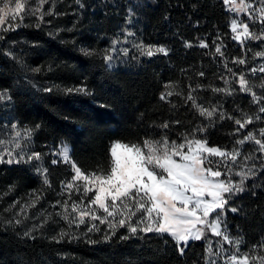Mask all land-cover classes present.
<instances>
[{
    "label": "trees",
    "instance_id": "obj_1",
    "mask_svg": "<svg viewBox=\"0 0 264 264\" xmlns=\"http://www.w3.org/2000/svg\"><path fill=\"white\" fill-rule=\"evenodd\" d=\"M52 1L56 15L45 16L39 27L37 19L29 17L15 31H0L3 37L0 91L11 97V113L19 123L29 127L41 125L33 135L34 151L42 152L63 141L70 145L71 156L82 170L98 172L108 167L109 149L114 141L142 143L144 138L159 139L167 135L179 142L182 134L198 126L207 127L206 135L198 138L228 150L248 132L259 138L264 114L261 120L236 135L238 126L233 119L220 120L217 115L209 121L199 116L190 103H185L191 87L196 89L194 95L205 107L217 105L227 115L242 119L241 113L253 116L258 113L259 106L252 102L251 94L239 92L238 78L245 74L256 94L264 96L260 87L264 84V73L259 71L264 57L255 55L264 52V42L249 40L242 47L232 39L233 13L226 10L223 0ZM249 26L250 31L260 34L259 22H251ZM128 27L144 43L163 45L168 54L148 58L131 50L129 56L116 57L108 67L102 46L115 37L117 29L122 32ZM201 39L208 48L199 47ZM184 41H190L193 46L186 48ZM214 42L222 45L228 68L235 77L224 67L225 59L215 53ZM82 45L95 49L97 54L85 57ZM132 56L137 59L133 60ZM233 57L245 58L247 63L234 64ZM253 68L257 69L255 74ZM201 72L203 76L199 75ZM225 78L236 89L235 94L213 91L226 87ZM168 81L174 85L170 90L179 95L165 102L159 97ZM81 86L87 88V94L66 92L68 88ZM44 88L54 90L45 92ZM165 122L171 127H159ZM257 147L254 142L245 144L240 159L256 153ZM49 161L46 167L50 188L43 186L42 177L23 165L0 166V264H203L205 240L190 242L184 255H180L166 234H141L121 240V236L127 235V229L123 228L106 240V225H99L100 231L87 234L83 225L79 230L68 229L55 215L59 208L52 203L58 199L56 193L61 190V181L69 180L72 173L68 165H51ZM252 163L259 167L261 161H250L249 165ZM9 186H14V191L8 192ZM246 187L247 192L230 201V206L241 211L227 212L226 220L230 233L243 237L244 245L251 247L264 237V172L247 181ZM34 189L41 190L43 195L39 209L44 207L47 211L38 212L40 217L34 225L42 223L49 214L52 218L43 229L25 237L21 225L7 223L13 217L4 209L9 207L14 195H26ZM253 190L256 196L251 195ZM33 214L32 210L30 215ZM61 229L72 231L73 236L57 243L52 237Z\"/></svg>",
    "mask_w": 264,
    "mask_h": 264
},
{
    "label": "snow or ice",
    "instance_id": "obj_2",
    "mask_svg": "<svg viewBox=\"0 0 264 264\" xmlns=\"http://www.w3.org/2000/svg\"><path fill=\"white\" fill-rule=\"evenodd\" d=\"M32 3L33 0H0V31H15L29 17H35L39 27L45 22V16L56 15L53 8L44 11V6L51 3V0H36V6L30 7ZM223 4L227 11L236 14L237 17L244 13L249 21L261 24L262 30L257 35L250 31L249 23L233 18L230 29L234 41L240 43L242 47L244 42L249 40L264 42V0H261L259 8L246 3L245 0H239V3L237 0H223ZM9 18L13 23L4 27ZM128 23H131L130 16ZM123 36V42L127 43L128 38L135 36V33L125 29ZM2 38L0 36V39ZM217 40H220L219 35ZM120 44V40H113L112 46L105 51L103 59L108 67L112 66L116 58L114 54L119 53L124 57L130 55L129 48L118 47ZM184 46L190 48L193 45L190 41H184ZM133 47L140 57L151 58L157 54H168V49L163 45L146 44L142 40ZM199 47L208 48L209 45L201 39ZM81 52L85 57L97 54L92 48H82ZM215 53L225 59L224 67L235 77L232 69L228 68L227 58L224 57L220 43H215ZM8 54L16 59L14 54ZM255 55L264 57V52H257ZM132 59L135 60L137 57L132 56ZM232 62L244 65L247 60L233 57ZM251 71L255 74L257 69L253 68ZM259 71L264 73V65ZM199 75L203 76L204 73L201 72ZM238 84L239 92L251 94L252 102L259 106L258 113L254 116L241 113L242 119L227 115L217 105L205 107L194 95L196 89L191 87L185 103H190L199 116L209 121L217 115L220 120L233 119L238 126L235 129V134L238 135L249 124L261 120V114H264V96L256 94L254 85L249 83L245 74H240ZM225 85V88H217L213 91L223 92L226 95L235 94L236 89L231 87L227 78ZM163 87L165 90L161 91L159 97L161 101L169 102V97L179 95L170 90L174 88L171 81L165 82ZM260 87L264 89V84ZM43 90L52 92L54 89ZM87 91L83 86L66 89L68 94L73 92L87 94ZM10 99L11 97L6 93H0V101ZM40 127L41 125L36 124L34 127L21 129L18 123H12L9 138L0 139V164L28 165L42 177L43 186L48 188L52 185L49 168L44 166L45 156L52 157L51 165L58 163L70 165L71 179L67 182L61 181V192L67 191L68 198L62 204L57 200L53 205L62 209L55 215L67 224L68 229L79 230L83 225L87 234L100 231L99 225H106V240L111 239L119 229L123 228L127 229V235L121 236V240H128L141 234L154 233L158 236L166 234L174 242L180 255H184L190 242L205 240L207 243L203 264H264V237H261L257 244H253L247 252L241 253L240 249L245 241L243 237L231 235L226 220L227 212L241 211L238 207L230 206V201L239 194L247 192L246 182L257 177L258 173L264 172V128L259 130V138L253 132H248L242 139L236 140L235 146L230 151L220 146H210L207 139L198 138L200 135H206V126H198L191 132L182 134L179 142L170 140L167 135L159 139L144 138L142 143L114 141L109 149L108 167L101 168L98 172L96 170L85 172L72 158L71 147L67 143L54 146L47 154L32 150V137ZM159 127L168 129L171 125L165 122ZM250 142L258 146L256 153L260 155L250 153L241 160L243 146ZM257 159L261 161L259 167L255 163L249 165L250 161ZM255 187L259 185H254ZM12 191L14 186H9L8 192ZM73 191L79 196L78 202L72 199ZM251 195L256 196V192L253 190ZM28 197L30 203L21 204L16 200L4 209V212L13 213V218L7 221L9 225H22L29 219L27 211L35 208L43 199L41 190L37 189L29 193ZM18 206L20 210L15 211ZM51 218L52 214H49L42 223L33 225L23 235L32 236L37 229H43ZM208 233L218 239L213 240ZM72 236V231L61 229L52 239L58 243ZM225 244L232 250L225 248Z\"/></svg>",
    "mask_w": 264,
    "mask_h": 264
},
{
    "label": "rangeland",
    "instance_id": "obj_3",
    "mask_svg": "<svg viewBox=\"0 0 264 264\" xmlns=\"http://www.w3.org/2000/svg\"><path fill=\"white\" fill-rule=\"evenodd\" d=\"M245 2H246V3H249V4H252L255 8H259V7L261 6V0H245ZM237 3H239V0H237ZM29 6H30V7H35V6H36V0H33V3H32L31 5H29ZM49 8H53V10H54V4H53V1H52V0H51V3H48V4H46V5L44 6V11L47 12V10H48ZM233 18H238V19L243 20V21H245V22H247V23H251V22H252V21H249V20H248L247 15L244 14V13H241L239 17H237L236 14L233 13V17H232V19H233ZM12 23H13L12 20L9 18V19L5 22L4 27H7L9 24H12ZM125 29H127L128 31H131V32L135 33L134 29L131 28V27H128V28H125ZM125 29H123L122 32L120 31V29H117L116 34H115V37H113V39H112L108 44H105V45L102 46V54H103V55H104L105 51L108 50V49L112 46V41H113V40H117V39L121 41V44L118 45V47H128L129 50H130V52H131V50H132V51L136 50V49L133 47V45L136 44V43H138V42H140L141 39H140L139 36L135 33V36H133V37H129L127 43H124V42H123V41H124L123 32H124ZM82 48H86V47H85L84 45H82V46H81V49H82ZM114 56H115V57H119L120 54H119V53H116V54H114ZM0 93H6V95L8 96V94H7L6 91H0ZM14 122L18 123L21 129H22V128H25V127H29V126L26 125V124H21V123H19V122L14 118V116L12 115V113H11V99H10V100L0 101V139H8V138H9V136H10V131H11V130H10V125H11L12 123H14ZM61 143H66V142L61 141V142H59L57 145H59V144H61ZM54 146H56V145H54ZM54 146H50L48 149L43 150L41 153H45V154L49 153V152L53 149ZM210 146H211V145H210ZM31 148H32V150H33V137H32V141H31ZM229 151H230V150H229ZM51 158H52L51 156H47V155L45 156V158H44V166H45V167H46V161H47L48 159H50V161H51ZM217 159H218V158H217ZM50 161H49V162H50ZM1 165H4V164H0V166H1ZM6 165H7V164H6ZM19 165H23V166H25L26 168H28L29 171H32V172H34V173L36 174L34 168H31V167H29L28 165H24V164H19ZM68 166H69V168H70V165H68ZM70 179H71V178H70ZM70 179H69V180H70ZM69 180H67V181H69ZM67 181H65V182H67ZM60 186H61V183H60ZM32 191H33V190H30L29 192L26 193V195H21V196H20V195H17V194L14 195V196H13V199H11V201L9 202V204L11 205L12 202H13V201H16V200H19V201L21 202V204L30 203V200H29L28 194L31 193ZM82 191H83V189L81 188V193H82ZM68 195H69V193H68L67 191H65V192L62 193L61 190H60L59 193H56V196L58 197L57 200H60V201H61V204L63 203V201H64L65 199L68 198ZM71 195H72V196H76V198H73V197H72V199L76 200L77 202L79 201L78 195L76 194L75 191H73ZM57 200H56V201H57ZM56 201L53 202L52 204L55 205ZM40 202H41V201H40ZM40 202H39V204H40ZM47 205H48V204H47ZM39 206H41V205H37L35 208H33V209H29V210L27 211V215H28V216H31V217H29V219L26 220V224H22V225H21V227L23 228L24 232L27 231L28 229L32 228L31 225H34V223H35L36 221L39 220V217H40V214H39V213L47 212V211H45V208H44V207H41V208L39 209ZM57 207L59 208V209H58V210H59L58 212L62 211V209L60 208V206H57ZM69 207H70V205H69ZM19 210H20V209H19V206H18L17 209H16L15 211H19ZM32 210H33V212H35V215H34V214H33V215H30V212H31ZM56 210H57V209H56ZM38 212H39V213H38ZM11 213H12V212H11ZM12 217H13V213H12ZM21 219H23V217H21ZM25 229H26V230H25ZM208 235H211V233H208ZM231 235H232L233 237H237V236H235V235H233V234H231ZM209 237L212 238L213 240H215L214 237H211V236H209ZM224 247H225V248H229L230 250H232L231 247H230L229 245H227V244H225ZM250 248H251V247H247V246H245V245H242L240 251H241V253H243V252H247ZM217 259H221V258H217Z\"/></svg>",
    "mask_w": 264,
    "mask_h": 264
},
{
    "label": "built area",
    "instance_id": "obj_4",
    "mask_svg": "<svg viewBox=\"0 0 264 264\" xmlns=\"http://www.w3.org/2000/svg\"><path fill=\"white\" fill-rule=\"evenodd\" d=\"M226 7V6H225Z\"/></svg>",
    "mask_w": 264,
    "mask_h": 264
}]
</instances>
